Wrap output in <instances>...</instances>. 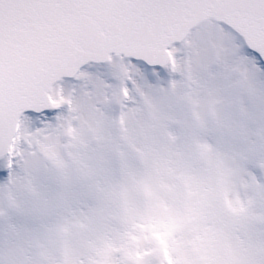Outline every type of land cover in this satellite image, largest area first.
<instances>
[{"label": "snow or ice", "instance_id": "1", "mask_svg": "<svg viewBox=\"0 0 264 264\" xmlns=\"http://www.w3.org/2000/svg\"><path fill=\"white\" fill-rule=\"evenodd\" d=\"M0 264H264V0H0Z\"/></svg>", "mask_w": 264, "mask_h": 264}]
</instances>
